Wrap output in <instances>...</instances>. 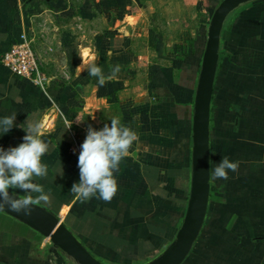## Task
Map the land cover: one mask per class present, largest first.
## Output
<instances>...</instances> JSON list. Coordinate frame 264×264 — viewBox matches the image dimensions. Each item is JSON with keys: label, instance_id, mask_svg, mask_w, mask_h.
Wrapping results in <instances>:
<instances>
[{"label": "crops", "instance_id": "obj_1", "mask_svg": "<svg viewBox=\"0 0 264 264\" xmlns=\"http://www.w3.org/2000/svg\"><path fill=\"white\" fill-rule=\"evenodd\" d=\"M0 0V60L28 35L44 89L0 62V117L44 124L51 206L37 205L96 264H162L192 216L195 102L211 14L222 0ZM184 25V26H183ZM95 63L118 75L103 87ZM113 117L139 136L115 173L110 202L81 203L78 155L89 126ZM26 128V125H25ZM24 129L0 135L7 150ZM208 174L224 156L238 162L227 180L207 179L203 218L174 264H264V0L224 16L218 40L208 131ZM209 178V177H208ZM18 194H22L19 193ZM0 264H80L24 219L0 211Z\"/></svg>", "mask_w": 264, "mask_h": 264}, {"label": "clouds", "instance_id": "obj_2", "mask_svg": "<svg viewBox=\"0 0 264 264\" xmlns=\"http://www.w3.org/2000/svg\"><path fill=\"white\" fill-rule=\"evenodd\" d=\"M88 74L97 79L103 87L106 80L115 78L121 71L119 65L110 68L105 76L101 67L95 63L87 67ZM16 114L0 117V135L9 133L14 127L24 129L23 142L5 150L0 147V211L6 208L23 215H31L34 206H51L50 193L37 180L49 175V167L43 157L50 149V142L43 139L44 124L28 116L23 124H16ZM111 124L96 130L92 126L80 145L78 156L79 182L74 183L71 192L84 203L93 197L110 202L118 192L119 185L115 173L119 171L122 160L138 143L139 136L131 127L113 117ZM26 125V128H25ZM238 162L224 156L214 169L210 170L211 181L227 180L229 171L237 172ZM22 193V194H18Z\"/></svg>", "mask_w": 264, "mask_h": 264}, {"label": "water", "instance_id": "obj_3", "mask_svg": "<svg viewBox=\"0 0 264 264\" xmlns=\"http://www.w3.org/2000/svg\"><path fill=\"white\" fill-rule=\"evenodd\" d=\"M244 1L247 0H222L211 14L204 52L202 55L197 98L195 102L192 216L184 229L182 236L177 241L174 251L162 262V264H174L183 255L195 238L200 221L204 215L208 196L209 116L213 80L216 70L219 32L222 20L226 13ZM4 211L24 219L34 225L45 236H50L53 245L73 256L80 264H96L86 255L81 253L60 229H57L53 233V222L51 223L49 219H46L37 208H34L31 215L18 214L7 208Z\"/></svg>", "mask_w": 264, "mask_h": 264}, {"label": "built area", "instance_id": "obj_4", "mask_svg": "<svg viewBox=\"0 0 264 264\" xmlns=\"http://www.w3.org/2000/svg\"><path fill=\"white\" fill-rule=\"evenodd\" d=\"M1 64L8 68L10 72L19 78L29 79L41 89H44V79L39 70V64L32 48V42L28 35L22 34L20 41L10 47V49L2 54ZM79 156V150L74 142L72 147Z\"/></svg>", "mask_w": 264, "mask_h": 264}, {"label": "rangeland", "instance_id": "obj_5", "mask_svg": "<svg viewBox=\"0 0 264 264\" xmlns=\"http://www.w3.org/2000/svg\"><path fill=\"white\" fill-rule=\"evenodd\" d=\"M174 4H173V10H174V14H177V12L179 11V9H180V7H179V4H180V1L179 0H177V1H174L173 2ZM187 5H188V14H186V15H188V17H185V16H179V15H174V20H175V22L177 23V24H180L182 21L184 22L185 21V23L187 24V26H188V29H189V34H190V32H191V30H192V27H193V23H194V20H193V18H194V14H195V8H194V5H193V3H194V0H188L187 1ZM184 26V25H183Z\"/></svg>", "mask_w": 264, "mask_h": 264}]
</instances>
